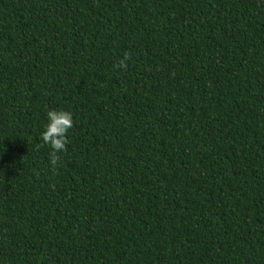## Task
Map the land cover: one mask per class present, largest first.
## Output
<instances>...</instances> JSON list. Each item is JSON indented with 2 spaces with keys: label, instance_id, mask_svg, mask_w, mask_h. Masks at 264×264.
<instances>
[{
  "label": "trees",
  "instance_id": "16d2710c",
  "mask_svg": "<svg viewBox=\"0 0 264 264\" xmlns=\"http://www.w3.org/2000/svg\"><path fill=\"white\" fill-rule=\"evenodd\" d=\"M0 264H264V0H0Z\"/></svg>",
  "mask_w": 264,
  "mask_h": 264
},
{
  "label": "clouds",
  "instance_id": "9594fccd",
  "mask_svg": "<svg viewBox=\"0 0 264 264\" xmlns=\"http://www.w3.org/2000/svg\"><path fill=\"white\" fill-rule=\"evenodd\" d=\"M126 54L124 59L119 62V67H126ZM73 127V114L63 109H50L47 111V122L41 133V140L51 148V163L56 165L60 159L58 154L66 151L68 143L67 134Z\"/></svg>",
  "mask_w": 264,
  "mask_h": 264
}]
</instances>
